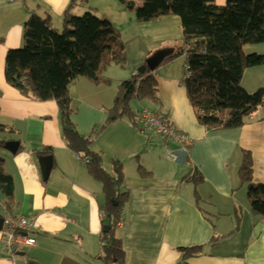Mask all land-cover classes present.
I'll list each match as a JSON object with an SVG mask.
<instances>
[{
    "label": "crops",
    "instance_id": "crops-1",
    "mask_svg": "<svg viewBox=\"0 0 264 264\" xmlns=\"http://www.w3.org/2000/svg\"><path fill=\"white\" fill-rule=\"evenodd\" d=\"M108 1L115 11H120L115 6L120 3L123 12H133L120 0ZM135 1L141 5L144 0ZM227 1L215 3L223 6ZM70 3L0 0V140L20 141L17 153L6 149V154L0 155L14 180L11 197L0 190V217L26 216L32 220L30 231L36 238L34 245L15 251L2 242L0 232V264H26L29 258L42 264H106L101 239L109 216L103 183L91 175L87 162L78 159L80 153L64 139L57 101L24 95L5 74L7 52L23 46L29 16L33 12L50 15L59 29ZM56 21H60L58 26ZM135 22L141 26L137 35L124 39L120 31L128 56L126 65L120 72L111 71L118 65L114 63L103 72L105 79L119 83L116 89L103 91L108 84L87 78L70 87L76 103L72 102V120L82 135L101 126L121 81L136 76L155 48L176 49L183 44L177 15ZM153 42L157 44L151 49ZM186 56L166 60L155 70L159 102L151 105L150 100L133 99L130 114L134 115L110 123L112 128L107 125L91 145L108 173L115 174L116 164L122 166V191L128 196L116 233L123 240L124 264H264V216L252 211L247 187L242 190L247 184L240 182L238 172L243 150H249L254 182L264 183V105L238 128L215 129L202 124L184 83ZM180 57L185 60L179 64ZM145 106L162 112L191 141L184 146L141 132L137 115ZM168 149L176 150L180 159L168 158ZM42 154L53 155L47 180L41 170ZM194 173L200 174L198 183L187 180ZM192 248L198 251L185 256L183 249Z\"/></svg>",
    "mask_w": 264,
    "mask_h": 264
},
{
    "label": "trees",
    "instance_id": "trees-1",
    "mask_svg": "<svg viewBox=\"0 0 264 264\" xmlns=\"http://www.w3.org/2000/svg\"><path fill=\"white\" fill-rule=\"evenodd\" d=\"M76 1L71 0L64 11L61 31L50 15L36 12L30 15L24 24L23 46L7 52L5 74L7 81L24 95L57 101L64 139L75 152L90 156L89 172L103 183L108 197L110 228L101 239L105 262L124 264L123 240L116 233L128 196L122 191V166L116 164L115 174L108 173L91 145L107 125L134 115L130 114L133 99L159 102L158 83L155 71L149 68L121 81L106 122L90 135H82L72 120V83L81 78L96 84L109 83L110 79L103 76L105 69L114 63L124 67L128 56L124 39L109 18L91 11L77 15L72 9ZM120 2L135 12L137 21H152L165 15L180 17L183 44L167 61L187 55L189 74L184 83L202 124L215 129L238 128L246 124L248 115L264 105V86L249 91L242 85L247 68L264 62L263 54H246L243 50L246 44L264 42V0H228L223 6H218L215 0H144L139 6L135 0ZM4 143L5 140H0V146ZM253 172L252 153L243 150L239 176L247 184L252 211L264 216V183L254 182ZM187 180L198 183L200 174L194 173ZM13 181L0 159V190L10 197ZM183 250L185 256L198 251Z\"/></svg>",
    "mask_w": 264,
    "mask_h": 264
},
{
    "label": "rangeland",
    "instance_id": "rangeland-1",
    "mask_svg": "<svg viewBox=\"0 0 264 264\" xmlns=\"http://www.w3.org/2000/svg\"><path fill=\"white\" fill-rule=\"evenodd\" d=\"M97 6L99 7V10H95V9H91V6ZM110 2L108 0H87V1H81L79 0L78 3H76L74 5L73 8V12L76 13L77 15H83L85 12L91 11L93 13H95V15L99 16V17H108L109 20L116 26V28L121 31L122 36L124 39L126 38H130L134 35H137L140 32V28L141 26L138 25V23L135 22L136 16H135V12H131L130 11V15L127 12H123L121 9V5L120 3H116L115 6H117V8L120 10H113L115 9L114 7L110 6ZM135 5H138L135 2ZM139 6V5H138ZM108 14V16H107ZM127 15V16H125ZM30 17V16H29ZM64 21V18H63ZM60 23V21H56V25L58 26ZM62 23V21H61ZM59 29L60 31L62 30V26L59 25ZM183 43V42H182ZM156 43H152L151 44V49L153 47H155ZM245 48H243L244 52L246 54H252V53H258V54H263L264 55V42H260V43H250V44H246L244 46ZM157 48H155L152 53L150 55H152L154 52H156ZM161 49V48H160ZM156 50V51H155ZM159 50V49H158ZM149 55V56H150ZM184 56V55H183ZM147 59V58H146ZM183 60H185L184 57H180L176 62L177 63H182ZM187 61V58H186ZM120 65H117V67L113 66L110 68L111 71H118L120 72L122 69ZM186 71L185 73L187 74V62H186ZM185 74V75H186ZM113 75V73H112ZM187 77V76H186ZM108 85H105L103 91H111L113 92L116 89V86L119 84L118 82H116V80H111L109 81V83H105ZM242 85L249 91H254L257 88L264 86V62L260 65L257 66H252L247 68V70L244 73V77L242 79ZM72 96V95H71ZM73 98V97H72ZM110 99V97L108 98V100ZM107 101V100H105ZM151 105L154 104L153 101L150 102ZM75 99L73 100V105H75ZM135 107H141V106H137V104H135ZM262 107V106H261ZM75 112V111H74ZM108 116L106 117L107 120ZM123 118V117H122ZM106 120L101 124V126H103V124L106 122ZM112 128L113 124H110ZM101 126L97 127L98 129L101 128ZM144 136V135H143ZM6 148L5 147H0V155L6 154ZM231 164H232V160H231ZM239 172V171H238ZM239 181V180H238ZM240 182H242L240 180ZM246 184V183H244ZM243 192H245V189L247 186L243 185ZM240 189V188H238ZM240 190H238V195H240ZM27 251V250H25ZM28 253V252H27Z\"/></svg>",
    "mask_w": 264,
    "mask_h": 264
},
{
    "label": "built area",
    "instance_id": "built-area-1",
    "mask_svg": "<svg viewBox=\"0 0 264 264\" xmlns=\"http://www.w3.org/2000/svg\"><path fill=\"white\" fill-rule=\"evenodd\" d=\"M138 128L141 132L154 135L163 142H177L187 145L190 136L170 124L163 113L155 111L149 107H142L138 112ZM167 156L170 159L179 160L180 154L176 150L168 149ZM78 159L89 162L87 155H78ZM32 220L22 214H8L4 216L1 232L2 242L10 249L19 251L25 246H32L36 243V238L31 235Z\"/></svg>",
    "mask_w": 264,
    "mask_h": 264
},
{
    "label": "water",
    "instance_id": "water-1",
    "mask_svg": "<svg viewBox=\"0 0 264 264\" xmlns=\"http://www.w3.org/2000/svg\"><path fill=\"white\" fill-rule=\"evenodd\" d=\"M175 49L171 47L161 48L154 52L146 59V63L139 67V72L144 73L147 68L151 71H155L164 61H166L173 53ZM4 147L11 151L12 153H17L20 148L19 140H10L4 143ZM40 164L42 175L45 180L50 176L51 170L53 168V155L52 154H42L40 156ZM4 218L0 217V229H2ZM110 228L109 224L104 226V230L107 231ZM21 255L25 256V252H21ZM26 264H42L38 260L29 258Z\"/></svg>",
    "mask_w": 264,
    "mask_h": 264
},
{
    "label": "clouds",
    "instance_id": "clouds-1",
    "mask_svg": "<svg viewBox=\"0 0 264 264\" xmlns=\"http://www.w3.org/2000/svg\"><path fill=\"white\" fill-rule=\"evenodd\" d=\"M188 74H189V72H188V65H187V74H186V76H188ZM146 107V106H145ZM155 111H158V110H155ZM158 112H160V111H158ZM162 113V112H161ZM137 126H138V124H137ZM176 127V126H175ZM139 129V128H138Z\"/></svg>",
    "mask_w": 264,
    "mask_h": 264
}]
</instances>
